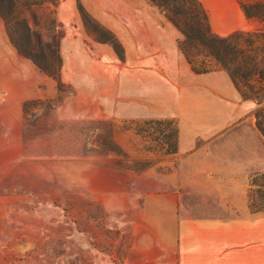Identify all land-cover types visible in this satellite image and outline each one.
<instances>
[{
	"label": "rangeland",
	"instance_id": "obj_1",
	"mask_svg": "<svg viewBox=\"0 0 264 264\" xmlns=\"http://www.w3.org/2000/svg\"><path fill=\"white\" fill-rule=\"evenodd\" d=\"M201 4L217 35L255 27L228 0ZM55 12L60 91L18 55L0 20V264L131 262L150 224L132 209L127 177L137 194L178 190L188 218L229 204L264 209V173L213 161L224 132L248 127L256 104L240 99L230 125L207 135L213 122L204 117L227 112V100L211 96L210 82H180L191 76L177 48L182 36L158 8L59 0ZM148 120L175 121L186 151L164 154L169 131Z\"/></svg>",
	"mask_w": 264,
	"mask_h": 264
},
{
	"label": "crops",
	"instance_id": "obj_2",
	"mask_svg": "<svg viewBox=\"0 0 264 264\" xmlns=\"http://www.w3.org/2000/svg\"><path fill=\"white\" fill-rule=\"evenodd\" d=\"M199 1L202 3V0ZM228 2L240 13L245 25H254L245 18L237 0ZM212 17L214 20V15ZM218 20L219 24H225L226 17ZM237 30L244 29L230 26L217 33L222 36ZM190 74L189 77L185 73L179 78L180 82L187 83L189 79L198 83L210 82L204 88L211 96L227 100V112H211L204 117L208 123L213 122L209 126L212 130L209 129L206 134L229 126L236 117L235 105L241 97L227 73L215 71L196 75L190 70ZM219 81L225 90L220 89ZM246 102L249 105L253 103ZM251 126L254 130H251ZM221 137L222 144L213 157L215 163L221 160L225 161L221 163L264 173V144H260V139H264L256 130L254 120L249 119L248 127L239 126L224 132ZM177 150L179 153L186 151L182 139H178ZM214 169V166L204 167L207 173ZM128 180L127 177L121 185L126 187L132 209L137 210L141 219L150 224L147 231H141L135 257L128 264H264V209H236L229 204L222 209H201L198 214L188 218L180 207L178 190L137 194L129 189Z\"/></svg>",
	"mask_w": 264,
	"mask_h": 264
},
{
	"label": "trees",
	"instance_id": "obj_3",
	"mask_svg": "<svg viewBox=\"0 0 264 264\" xmlns=\"http://www.w3.org/2000/svg\"><path fill=\"white\" fill-rule=\"evenodd\" d=\"M158 8L180 33L177 48L190 70L196 74L224 71L243 101L256 104L253 111L256 130L264 139V0H237L253 30H237L227 36L215 34L208 15L198 0H146ZM59 0H0V20L18 55L29 59L40 72L52 78L58 90L62 25L56 18ZM24 12L30 19L22 17ZM116 48V47H115ZM150 129L164 128L161 148L174 154L178 147V129L173 120H148ZM164 147V146H162Z\"/></svg>",
	"mask_w": 264,
	"mask_h": 264
}]
</instances>
